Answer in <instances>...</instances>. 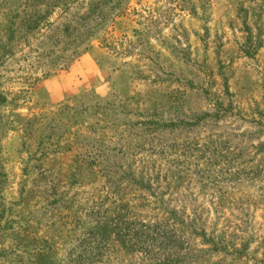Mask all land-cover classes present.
Returning a JSON list of instances; mask_svg holds the SVG:
<instances>
[{
  "label": "rangeland",
  "instance_id": "374dc122",
  "mask_svg": "<svg viewBox=\"0 0 264 264\" xmlns=\"http://www.w3.org/2000/svg\"><path fill=\"white\" fill-rule=\"evenodd\" d=\"M0 264H264V0H0Z\"/></svg>",
  "mask_w": 264,
  "mask_h": 264
},
{
  "label": "trees",
  "instance_id": "16d2710c",
  "mask_svg": "<svg viewBox=\"0 0 264 264\" xmlns=\"http://www.w3.org/2000/svg\"><path fill=\"white\" fill-rule=\"evenodd\" d=\"M119 197V196H118ZM111 209H113V211H115V213H111V215L109 216V218H107V222L104 223V228L109 230L108 234V241H109V248H113L112 243V235L114 233V228L115 222H118L117 227L116 228H120V229H124L125 231H128L129 228H131V226L135 225L137 227V229L139 230V233H134V234H125L123 236H121L120 240H114V242L116 243L117 241V246L116 248L118 249V252L121 250L120 252L123 253H129L131 252L132 254H142L144 253L143 250H139L141 249L142 245H144V243L148 242V233H145L144 230H148L150 229L151 226H146L143 224V220L142 219V215L140 214V212H138L137 207L130 206V201L126 200V198H122L119 200H114L112 203V207ZM137 210V211H136ZM127 214V216H124V214ZM130 212V213H129ZM130 214V215H129ZM174 224V222H173ZM174 235L176 234V230H175V226H172V229ZM143 239V240H142ZM148 240V241H147ZM108 248V247H107ZM108 248V252L110 253V249ZM117 251V250H114ZM99 254H94L96 255H100ZM144 260H146V258H144ZM143 260V261H144Z\"/></svg>",
  "mask_w": 264,
  "mask_h": 264
}]
</instances>
